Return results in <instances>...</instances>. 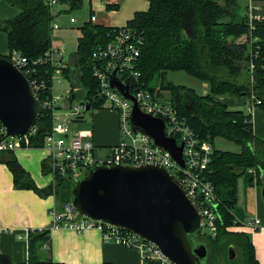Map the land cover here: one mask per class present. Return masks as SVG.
I'll use <instances>...</instances> for the list:
<instances>
[{"label": "trees", "instance_id": "trees-1", "mask_svg": "<svg viewBox=\"0 0 264 264\" xmlns=\"http://www.w3.org/2000/svg\"><path fill=\"white\" fill-rule=\"evenodd\" d=\"M7 1L20 8L16 17L0 22V29L7 33L9 49H17L30 59L43 56L53 42V18L49 7L44 0ZM148 1L149 9L136 12L128 22L143 37L138 65L142 81L154 91L168 92L179 115L202 139L214 144L216 137H222L241 146L239 152L215 148L205 176L213 182L220 198L218 231L216 236L205 231L201 239L210 245L214 257L215 250L221 247V243L216 244L217 240L225 236V239L230 240L228 248L230 245L240 248L244 264H258L249 236L246 233H233L229 227L234 221L230 209L238 200L239 178L254 168L256 181L263 182L264 139L255 135L250 113L244 109H231L227 103L216 100L214 96L232 93L251 98L254 95L261 100L259 105L264 106V8L256 4L252 12L258 17L251 19L249 7H242L238 0ZM60 3L68 5L66 11H69L81 8L84 0H60ZM109 30V26L91 22L81 27L76 52L78 77L80 84L91 87L89 95L95 91L91 56L99 45L107 42ZM243 35H247L245 41H236ZM252 63L253 73L250 69ZM167 71H185L209 82L210 93L201 95L191 87L166 81ZM65 73L68 76V72ZM241 74H246L248 81H237L236 78ZM88 76L93 79L91 77L90 81ZM160 78L159 87L155 83ZM70 79L76 84L74 75H70ZM98 103H93L94 108L100 107ZM52 124L51 115L44 110L38 121V131L31 140L32 146H43ZM0 162L5 163L13 173L16 187L33 189L42 197L54 195L60 209L70 202L73 182L70 177L56 175L55 182L40 188L19 163L14 151H0ZM43 169L45 173L49 172L46 164ZM50 231L51 228L28 232L30 263L53 264L41 259L39 253L46 242L50 247ZM11 263V258L0 251V264Z\"/></svg>", "mask_w": 264, "mask_h": 264}, {"label": "built area", "instance_id": "built-area-1", "mask_svg": "<svg viewBox=\"0 0 264 264\" xmlns=\"http://www.w3.org/2000/svg\"><path fill=\"white\" fill-rule=\"evenodd\" d=\"M44 2L53 18L52 31L59 30L61 26L56 21L59 9L56 7L61 5L60 0H44ZM252 9H250V18H257L258 15H254ZM70 20L72 23L76 22L74 17ZM89 20L94 22L97 16L91 14ZM106 37L107 42L99 45L91 56L95 91L87 97L92 103L98 101V106L115 109L120 114V139L118 143L105 149L94 143L91 129L74 126V123L78 122V116L85 113L86 104L73 102L74 91H79L81 88L75 87L66 76L65 70L68 67V63L64 60L67 53L66 45L55 48L52 42L49 50L35 59H30L17 49L8 53L7 59L30 79L40 99L42 113L45 110L51 115L52 128L45 135L41 146L48 153V173L53 176L55 182L56 175L68 176L74 180L88 167L95 165L159 163L169 169L188 190L204 214V228L208 230L206 232L215 235L220 217L218 212L220 199L213 182L205 176L215 152L214 145L209 140L202 139L179 115L168 95L165 96V92L154 91L142 81L138 67L143 46L142 35L125 24L110 26ZM113 72L124 85L129 86L130 94L135 98L140 109L144 113L162 118L165 121L166 135L175 137L179 144L184 143V166L176 161L168 150L157 145L149 134L134 129L131 118L135 102L111 87L110 75ZM63 75L66 76L67 85L62 82ZM89 89L91 87L87 88ZM250 99L251 107L261 103V100L254 95ZM37 131L38 127L34 125L19 137L10 136L0 121V151L30 148L31 140ZM245 224L258 229L264 225V222L259 216L254 215L250 216ZM53 227H71L77 231L97 227L101 230L105 241L126 247L139 246L145 259L157 260L161 264H174L153 243L141 239L132 232L82 216L71 202H66L61 209H53Z\"/></svg>", "mask_w": 264, "mask_h": 264}, {"label": "water", "instance_id": "water-1", "mask_svg": "<svg viewBox=\"0 0 264 264\" xmlns=\"http://www.w3.org/2000/svg\"><path fill=\"white\" fill-rule=\"evenodd\" d=\"M110 76L111 87L135 102L131 118L134 129L149 134L184 166V143L167 136L165 121L144 113L129 86L114 72ZM83 102L86 110L78 116L80 120L93 109L90 100ZM41 114L42 105L30 79L0 56V121L8 135H23ZM70 202L82 216L153 243L174 264H209L212 259L210 245L201 239L205 221L202 210L174 174L159 163L88 167L73 180ZM234 250L230 245L231 260L236 256Z\"/></svg>", "mask_w": 264, "mask_h": 264}, {"label": "crops", "instance_id": "crops-1", "mask_svg": "<svg viewBox=\"0 0 264 264\" xmlns=\"http://www.w3.org/2000/svg\"><path fill=\"white\" fill-rule=\"evenodd\" d=\"M240 1L242 0H238L239 3ZM87 2L90 15L97 16L93 24L106 27L123 26L134 18L136 12L147 11L150 6L148 0H87ZM66 7L68 5L61 4L56 8L66 11L68 9ZM19 12V7L7 0H0V22L16 17ZM86 22H89V19ZM9 50L7 33L0 29V56L7 55ZM69 66L76 68L77 64L69 63ZM67 78L71 81L68 76ZM214 97L227 103L231 109H244L250 113L255 135L264 139V106L251 107L250 98L233 94H216ZM92 110L94 125L92 124L89 129L96 145L105 149L118 143L119 112L101 106ZM14 154L38 187L42 188L53 182V176L45 173L43 169L48 155L45 148L41 146L20 148L14 151ZM262 181V183L256 181L254 170H248L239 178L238 200L230 209L234 221L229 227L233 233H246L249 236L258 264H264V225L254 229L246 225L245 221L250 216L257 215L264 222V177ZM54 208L60 209L54 195L42 197L33 189L16 187L13 173L5 163L0 162V251L11 258V264H32L29 262L27 234L31 230L47 228H51L50 247L46 242L39 249V253L41 259L49 260L53 264H161L157 260L145 259L139 246L126 247L105 241L97 227L83 231L71 227H53Z\"/></svg>", "mask_w": 264, "mask_h": 264}, {"label": "rangeland", "instance_id": "rangeland-1", "mask_svg": "<svg viewBox=\"0 0 264 264\" xmlns=\"http://www.w3.org/2000/svg\"><path fill=\"white\" fill-rule=\"evenodd\" d=\"M240 3H241L240 5L244 8H246L248 6L249 10L254 8V7H257L256 4H258V6L260 8H262V9L264 8V2L263 3H255L252 1L249 2L248 0H242V1H240ZM66 8H68V7H66ZM90 12L91 11H90V7L88 5V2H87V0H85L81 8H73L69 11H65V10L60 11L58 13V16L56 17V20L59 23V25L61 26V29L55 30L53 32V36H52L53 45L55 48L60 46V45H66L67 53L64 56V60L67 63L69 61H70L69 63H71V64H77L78 63L76 52L78 50L79 38L81 37L79 34V31H80L79 27L82 26L83 24H85V22L89 19ZM71 17L76 18L77 22L72 23L70 21ZM89 22H91V21L89 20ZM91 23L93 24V22H91ZM126 25H128V23ZM246 38H247V35H243V36H240L239 38H237L236 41L237 40L238 41H245ZM11 51L12 50H9V53ZM6 56H8V54ZM5 58H7V57H5ZM69 63H68V67L65 70V72H68L69 78H70V75L72 73H74L75 74L74 76L76 77V80H77L76 84H74V86L81 88L79 91H74V93L72 95V99H73V102L78 101L82 104L83 100H85V99H87V97H89V93H88L89 90H87L88 86L84 87L83 84H80L81 80H80V77H78V72H79L78 67L73 68V67L69 66ZM253 68H254V64L252 63L250 65L251 73H253ZM72 70H73V72H72ZM88 77L91 81L92 76H88ZM246 77H247L246 74L245 75L241 74L236 78V80L241 82L242 80H247ZM165 78H166V81H171L172 83H174L176 85L191 87V88L195 89V91L201 95L210 93V83L209 82L203 81L201 79H198L197 77L189 75L185 71H167L165 73ZM92 79H93V77H92ZM161 79L162 78H160V80L155 83L159 87L161 86V84H160ZM62 82H64L67 85V80H66L65 75L62 76ZM71 82L73 83L72 80H71ZM93 82H94V80H93ZM222 94H232V93H222ZM167 95H168V92H165V96H167ZM91 111L89 113H87L86 118L84 120L78 119V122H75L74 126L75 127L79 126L80 129L91 128L92 124L94 125V118H93V112L94 111L93 110H91ZM38 121L35 124L37 127H38ZM212 145H215L214 147H216V149L230 150V151H234V152L241 151L240 145H238L235 142L229 141L225 138H222V137H216L214 144H212ZM46 167H49L47 163H46ZM249 170L255 171L254 168H250ZM255 173H256V171H255ZM54 180H57V178L55 177ZM203 231L208 232V230L206 228H204ZM216 233L213 236H216ZM217 241L218 242L216 244L221 243V247H220V249H218V246L216 244H214V247H216L218 250H215L214 257L212 256V259L210 260L209 264H244V261L242 258V252H241L239 247L235 246L234 251L236 253V256L234 259L231 260L229 257V253H228V249H229L228 248V245H229L228 241H230V240L225 239V236H222Z\"/></svg>", "mask_w": 264, "mask_h": 264}]
</instances>
